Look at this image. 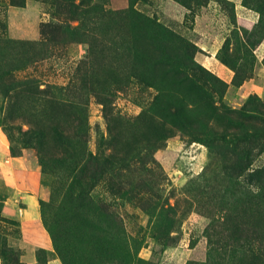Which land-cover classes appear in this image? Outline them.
<instances>
[{"label":"rangeland","instance_id":"374dc122","mask_svg":"<svg viewBox=\"0 0 264 264\" xmlns=\"http://www.w3.org/2000/svg\"><path fill=\"white\" fill-rule=\"evenodd\" d=\"M33 1L37 37L0 6V264H264V0Z\"/></svg>","mask_w":264,"mask_h":264},{"label":"crops","instance_id":"0c3cea01","mask_svg":"<svg viewBox=\"0 0 264 264\" xmlns=\"http://www.w3.org/2000/svg\"><path fill=\"white\" fill-rule=\"evenodd\" d=\"M5 0H0V6L4 3ZM7 2V14L9 17L8 30L11 36H28V37H37L40 35L41 23L38 15H40L39 5L36 4L33 0H27L25 4H17L11 0H6ZM116 5L123 4L120 0H114ZM23 200L29 205L31 202V194L28 192L22 195ZM24 209H33L29 206L24 207Z\"/></svg>","mask_w":264,"mask_h":264}]
</instances>
